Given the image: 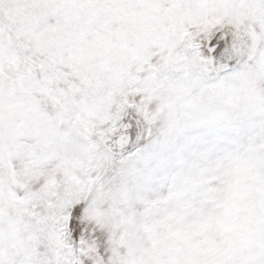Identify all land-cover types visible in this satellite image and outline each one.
Returning <instances> with one entry per match:
<instances>
[{"label":"snow or ice","instance_id":"1","mask_svg":"<svg viewBox=\"0 0 264 264\" xmlns=\"http://www.w3.org/2000/svg\"><path fill=\"white\" fill-rule=\"evenodd\" d=\"M0 264H264V0H0Z\"/></svg>","mask_w":264,"mask_h":264}]
</instances>
